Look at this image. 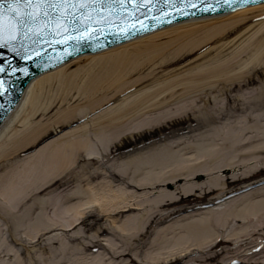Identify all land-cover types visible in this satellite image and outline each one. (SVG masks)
Here are the masks:
<instances>
[{"label":"bare ground","instance_id":"obj_1","mask_svg":"<svg viewBox=\"0 0 264 264\" xmlns=\"http://www.w3.org/2000/svg\"><path fill=\"white\" fill-rule=\"evenodd\" d=\"M227 50H237V55L253 50L254 53L245 63L246 66H252L214 85H210V82L199 85L198 82L208 76H223L233 66L218 67L221 69L218 73L217 67L201 69L187 78V82L169 83L163 88L145 91L133 97L138 91L135 89L146 86L157 76L181 71L210 54L219 55ZM263 55L264 5H256L227 16L181 22L134 41H127L116 49L104 50L95 55H82L58 69L35 77L28 83L19 104L0 126V220L7 225V219L9 226L6 229L11 241L22 247V237L16 238L14 235L22 234L23 230L29 229L27 233L30 230L37 234L42 232L43 236L53 228L62 227L56 224V218L63 219L71 209L58 208L59 202L70 201L81 194L84 200L79 206L98 205L86 213H74L69 225L77 221L76 216L82 217L78 223L70 226L71 230L81 225L87 227L89 233L105 218L111 219L114 224L110 228L99 227L95 234H88L89 243L83 245V251L99 248L103 237L109 235L117 237L115 240L119 244L103 245L106 252L104 257L95 256L89 260L83 258L82 264H141V261L147 264H199L213 259H219L221 264L234 261L264 264V186L244 195L238 193L259 182L248 183L233 191L230 189L236 182L264 170V143L254 142L253 136H248V131L258 126L248 124L260 123L258 117L255 118L257 121L253 120L250 112L256 108V111L263 110L264 114V86L253 96L243 94V90L255 85L254 78L248 75L254 72V62L264 64ZM178 86H183L180 89L186 94H196L200 101L204 97L220 94L227 103L231 102V106H223V109L204 117L205 129L209 131L199 133V140L194 143H197L199 154L210 157L214 141L222 140L224 147L242 149L240 154L244 158H257L263 165L249 167L240 174L241 178L233 179L234 176L231 180L211 176L209 171L197 170L196 167L187 170L173 150V147L178 146V141L186 136L177 133L175 137L178 136L179 140L160 138L146 144L142 150L128 154L119 164L111 165L107 173L90 174L88 179L102 177L99 186L110 190L108 197L97 198L95 190H98L91 188L89 183L86 190L73 195L64 194L60 199L53 196L58 191H65L78 168L84 170L97 163L104 165L102 154L95 150L96 145L109 150L111 145L121 142L128 134V130H123V118L128 114L138 115L142 111L159 109L173 96L163 94ZM153 98H158L156 103L144 106ZM228 112L246 114L241 116L242 120H238L236 128L232 129L231 126L230 131L226 135L222 132L225 136L220 138L219 121L230 114ZM50 113L57 117L52 124L44 127L36 123L37 119ZM162 118L164 116L146 121L141 127L147 129L157 125L156 121L161 122ZM78 121L82 123L75 130L44 141L57 134L58 130L60 132ZM32 148L35 149L30 151ZM180 164L189 176L203 175L207 177L206 181L190 182L178 192L160 190L154 199L147 194L140 198L133 192L149 189L156 183H173L178 175L177 170H174L172 177L156 179L145 170L168 165L178 167ZM142 171L147 174L136 181L134 177ZM260 180L264 182V178ZM116 181L123 183V189H113ZM201 193L203 198L208 197L207 209L198 207L201 211L187 216L185 222L165 227L153 238H146L152 225H160L180 211L171 208L180 204L181 200L189 203L188 196ZM41 195L49 198H36ZM31 199H35V206L28 204ZM95 208L100 215L93 214ZM29 214L35 216L34 221L27 219ZM89 220L91 222L87 223ZM54 244L58 246L57 250H53ZM23 248L29 255V250L25 246ZM46 250L49 253L45 258L49 260L46 264H69L63 243L51 239L42 246V251ZM137 250L143 258L139 259ZM19 255H12L10 250L0 245V259H9L6 263L0 260V264H22ZM227 255L232 256V259L226 260Z\"/></svg>","mask_w":264,"mask_h":264},{"label":"rangeland","instance_id":"obj_2","mask_svg":"<svg viewBox=\"0 0 264 264\" xmlns=\"http://www.w3.org/2000/svg\"><path fill=\"white\" fill-rule=\"evenodd\" d=\"M237 50H227L226 52L217 55V53L210 54L206 56L205 58L187 66L186 68L182 69L181 71L171 73L168 75H159L157 76L153 81L146 84V86H141L135 89L134 91H137L135 94H133V97H136L142 92L145 91H153L160 88L165 87L166 85L170 84H179L182 82H187V78H189L191 75L196 73L197 71L201 69H212L215 67H221L226 65H232L233 68H228V72L224 74L223 76H215V77H206L201 82H198L199 85L204 84L205 82H210V85H214L215 82L222 80L225 81L226 78L230 75H232L235 72H243L246 67H250L252 65L246 66L245 63L249 61L246 60L247 58L251 57V55L254 53L253 50L249 51L246 54L243 55H237ZM262 61H264V55L262 58ZM255 68L253 69L254 72L250 73L248 76H252L255 80V85L252 87H249L248 90H243L244 95L246 96H253L255 93L259 92V89L264 86V64L261 63H255ZM242 69V70H241ZM221 71L220 68L217 69V73ZM228 73V74H227ZM210 77V78H209ZM183 86L176 87L173 91H168L167 93H164L163 95L170 96L173 94L171 99H167L164 105H162L159 109L154 111H142L140 114H128L127 117L123 118V130H128V134L121 140L119 143H115L111 145V148L107 150V148H103L102 146L96 145L95 150L100 152L102 154L103 161L101 164H93L89 166L88 168L82 170L77 169L75 171L74 178L71 180V182L68 184V186L65 188V191H58L53 194V196L61 198L60 196H63L64 194H70L73 195L74 193H78L82 190H86L88 187V183L91 184L90 187L95 190V188L98 190L95 192L97 193V198L100 197H108L110 195V190L105 187L99 186V183H102V177L101 178H94V179H88V176L92 173H98V174H104V171L107 173V170L111 165L119 164L121 160H124L125 157L128 154H131L132 152H135L137 150H142V147L146 146V144L150 142H154L158 139H163L164 137H168L169 139L173 140H179L178 136L175 137V134L182 133L183 136L186 135L182 140L178 141V146L173 147V150L177 153L179 157V161L183 163V165L187 168V170H191V168L196 167L197 170H207L211 174V176L219 177L221 176L223 179L231 180L232 177L235 178H241L243 172L247 171L249 167H254L256 164H262L263 162H258L259 159L253 157H247L244 158L240 152H242V149H234V148H226L222 145V140L214 141V147H212L211 152L212 155L210 157H204L197 151V146L194 144L197 140H199L198 134L199 133H207L209 129H205L206 122L205 118L208 114L211 115L214 111L223 109V106H231V102L227 103L226 99L223 95L217 94L214 97L207 96L203 98V101H200L196 94H186L184 91H181L180 88ZM132 91V92H134ZM129 95V94H128ZM162 95V96H163ZM219 95V96H218ZM127 96V95H126ZM125 96L121 97L120 99H123ZM158 98H153L148 103L144 104V106H147L151 103H156ZM208 100V101H207ZM119 101L117 102V104ZM239 103H242L239 101ZM230 114H227L226 117L219 121L218 129L220 130V133L222 137H224L227 134V131H230L231 126H233L232 129L236 128L235 126L238 124V120L241 119V116L246 114V112H228ZM251 117L253 120H255L256 117H258L259 122L258 124H248V125H258L257 128H253L249 130L250 137L253 136L252 140L254 142L258 143H264V136H260L264 134V117H263V110L262 111H256V108H254ZM161 116H164V118L161 119L158 122V124L151 125L150 127H147V129H143L141 125L143 123H146V121L149 120H156L160 118ZM217 116V115H216ZM222 116V115H221ZM57 117L53 116L52 113H50L48 116L41 117L36 120V123L40 126H49L52 124ZM228 119V120H226ZM242 120V119H241ZM257 121V120H255ZM82 121H78L76 123H73L70 127H66L61 129V131L57 132V134H53V136H49L44 141H49L51 139H54L58 136H61L64 133H69L70 131H73L76 129V126L78 124H81ZM229 127L226 129L225 127L227 125ZM137 126H140L141 128L135 129ZM211 126V125H210ZM202 127V129H201ZM189 132V133H188ZM222 132L225 134L223 135ZM234 132V130H233ZM240 134V132H237ZM197 136V137H196ZM173 137V138H172ZM240 137V136H239ZM244 136L243 138H246ZM248 141L251 139H247ZM246 140V141H247ZM253 143V142H249ZM35 148H32L30 151L34 150ZM210 150V148H208ZM19 157V156H18ZM201 157V158H200ZM264 157V156H262ZM20 159L22 158V153L20 154ZM256 161V162H254ZM225 165H228V167H224ZM7 167V166H5ZM174 170H177L176 177L173 180V183H156L155 185H152L149 189H143L141 191H131L135 192L140 198H142V195H149L151 199H154L160 190L165 191H172V192H178V190L181 187H184L185 185H189L190 182H205L206 176L195 174L192 177L189 176L188 172L183 169V166L180 164L178 167L168 165L165 167H155L151 171H147L150 175L155 176V178L160 177H172V172ZM145 171L140 172L137 174L134 179L136 181H139L143 176H145L147 173ZM156 178V179H157ZM261 178H264V170L262 172L256 173L254 176L249 177L248 179L241 180L240 182H236L233 184L230 189L231 191L235 189H240L242 186H245L248 183L251 182H259V184L254 185L252 187H248L245 190L238 193V195H244L248 194L253 190H256L257 188L264 186V182L260 180ZM166 179V178H165ZM261 181V183H260ZM123 183L116 181L113 183V189H123ZM255 188V189H254ZM132 192V193H133ZM186 195H184L185 198ZM52 197V196H51ZM210 197V196H209ZM38 199L47 200L49 196L47 195H41L36 197ZM182 198V199H184ZM110 199V198H109ZM189 203H184L182 200L180 204L176 205L175 207L171 208V210H178L180 211L176 213L175 215L170 216L167 218L162 224L154 226L152 225L148 229V234L146 235V238H153L157 232L161 231L163 228L174 225V224H180L185 222L187 219V216L194 215L198 213V211H201L198 209V207H204L201 203H208V197L203 198L202 193L201 194H191L187 198ZM201 199V200H200ZM35 199H31V201L28 203L29 205H36L33 204ZM82 195L77 194L75 199H72L70 201L65 202H59L58 208H62L64 210H69L68 213L65 215V217L62 218H56V224L62 225V227H56L51 230H49L46 234L42 235V232H39L37 234L35 231L30 230H23L22 234L14 235L12 232V235L16 236V238L22 237V245L25 246L29 250V255H27L26 252H24L23 246L21 247L19 244L14 243L11 241V238L9 237V232H7L6 226H9V223L6 219V224H4L3 221L0 220V245H2L4 248H6L8 251H11V254L14 255V253H17L19 255L18 258L22 261V264H46L48 259H45L49 253L48 251H42V246L46 243H48L51 239L56 242L63 243L66 247V259L69 258V264H82L81 260L83 258H86L89 260V258H93L95 256H101L104 257L106 255V252L103 250V245H111V244H118L115 238L111 235L104 236L103 241L101 242V246L94 251H83V245L88 242L87 235L92 233L95 234L97 228L103 227V228H110L114 224H112L111 219H104V221L101 224L95 225V228L91 232H87V227L79 225L77 229L71 230L72 227H70L72 224L73 226L78 223L82 216H76L77 221L73 222L71 225L72 217L74 216V213H86L89 211L93 206H97L98 204L94 203V205H91L89 207L85 206H79L81 205V201H83ZM194 207V208H193ZM196 207V208H195ZM208 207H204L205 210ZM20 214V212H18ZM95 215H100L98 212V209L95 208V212H93ZM23 215V210H22ZM47 215V214H46ZM84 217V216H83ZM30 222L34 221L35 216L34 215H28L27 218ZM71 220V221H70ZM91 222L90 220L87 222ZM116 224H118L116 222ZM68 225V226H65ZM65 226V227H64ZM39 239L38 243L35 244V241ZM119 245V244H118ZM57 245H53V250H57ZM107 247V246H106ZM46 252V253H45ZM139 256V250L136 251ZM142 254V253H141ZM232 256L227 255L226 260L229 259ZM41 258V259H40ZM143 258L142 255L139 256V259ZM43 259V262H42ZM84 259V261L86 260ZM232 259V258H230ZM229 259V260H230ZM3 261V263H6L9 261L7 257H4L3 259H0ZM228 262V261H227ZM141 264H147L146 262H142ZM199 264H221V261L219 259H213L211 261L207 262H199ZM227 264V263H225ZM236 264H243V262H237Z\"/></svg>","mask_w":264,"mask_h":264},{"label":"water","instance_id":"obj_3","mask_svg":"<svg viewBox=\"0 0 264 264\" xmlns=\"http://www.w3.org/2000/svg\"><path fill=\"white\" fill-rule=\"evenodd\" d=\"M261 3L264 0H19L17 5L15 0H0V124L31 80L80 55L116 49L175 23L227 16ZM10 5L26 14L21 23L8 10Z\"/></svg>","mask_w":264,"mask_h":264},{"label":"snow or ice","instance_id":"obj_4","mask_svg":"<svg viewBox=\"0 0 264 264\" xmlns=\"http://www.w3.org/2000/svg\"><path fill=\"white\" fill-rule=\"evenodd\" d=\"M16 4L18 5L19 4V0H15ZM28 2H30V0H25V3L27 4ZM190 2V0H189ZM252 2H256V0H252ZM10 12H12L16 17H17V24L21 23L23 21V18L24 16L26 15L25 13H21L19 11V8H15L13 9L12 6L10 5L9 6V9H8Z\"/></svg>","mask_w":264,"mask_h":264}]
</instances>
